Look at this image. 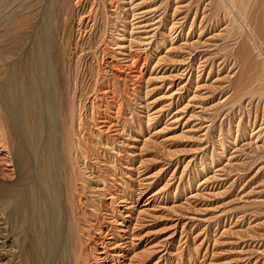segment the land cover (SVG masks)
Segmentation results:
<instances>
[{
	"label": "rangeland",
	"instance_id": "374dc122",
	"mask_svg": "<svg viewBox=\"0 0 264 264\" xmlns=\"http://www.w3.org/2000/svg\"><path fill=\"white\" fill-rule=\"evenodd\" d=\"M24 1L12 0V5ZM125 1L128 2L81 0L86 9L74 19L77 22V19L85 18L87 25L75 30L81 40L77 46L69 39L73 29L64 16H56L57 7L51 4V0L44 3L47 7L36 11L33 27L37 28H32V31L43 32L44 42L49 43L56 28L55 39L59 41L58 44L63 43L66 65L69 66H65L68 68L66 72L71 77L68 96L75 94L74 129L84 159L79 168L88 177L91 176L94 183L80 192L79 198H74V201L79 199L84 203L81 208L78 206V210L77 202L73 205L71 212L74 211V215L68 213L65 200L67 184L63 177L66 169L58 168L55 172L58 199L47 196L40 181H36L35 172L32 173L35 169V163H31L35 161L34 152L25 141L19 111L8 100L14 88H6V84L0 96L7 110V113H2L9 115V120L5 118V123L0 120V135L3 133L0 140L5 138L4 134L10 126L9 129L15 133L16 144L21 146L20 155L29 163L20 171V175L15 174L11 152L0 148V186L10 184L13 187L19 176L24 181L18 182L21 183L19 190L29 199L26 195L22 202L23 208L27 206L24 217L23 214L12 215V207L0 199V264H28L23 251L28 246L27 236L33 228L41 230L46 241V237L52 238L51 255L47 260L46 254H43L41 264H68L64 259L70 255L68 248L72 239H76V251L82 254L83 259V253L89 254V264H96L87 237L91 234L90 226H105L108 220L110 224L116 221L115 225L118 226L126 217L121 215L119 208L124 198L131 203V217L142 221V226L136 228L140 235L135 241V244L140 241L136 244L138 251L144 252L143 246L148 242H158L167 250L165 254H160H164L159 260L160 264H264V96L242 92L249 87L254 73L264 71V5L259 7L264 1L247 0L248 9L249 5L251 8L248 10L250 13L246 14H250V18L248 15L243 20L239 17L233 24L235 29L230 31L229 18L226 16V19L225 12H222L225 9L220 7V0H136L135 3L141 4L145 10L155 12L149 17L155 19V26L151 28L154 33L152 47L143 52L138 50L141 53L135 48L121 53L117 40H128L127 36L122 35L129 32L127 24L131 21ZM12 5L10 8H14ZM23 16L19 19L21 27H28L26 16L25 20L21 19ZM123 21L127 22L124 28L121 27ZM177 23L179 25L171 30ZM26 31L25 46L22 44L21 51L14 52L11 46L7 47L16 54L5 59L8 65L11 63V67L27 60L23 52L33 45V32L30 31L28 37ZM0 38L2 49L8 41L2 35ZM153 42L158 43L159 48ZM167 50L177 52L170 54ZM50 54L51 51L45 50L38 118L40 128L51 133L54 148L57 151L59 146V152L63 122L58 112L54 81L59 80V83L60 78L56 73V78L52 76L55 67ZM128 54L129 57H125ZM180 62V66L184 65L182 69H189L183 80L177 81L172 76L176 75ZM3 73L0 74V83L4 84L8 72ZM149 116L151 120H148ZM174 116L179 118L177 125L171 124ZM185 121L188 123L185 124ZM146 139L149 142L146 143ZM144 142L145 147H141ZM134 143L138 145L137 150L135 146V150L132 148ZM133 157L137 161H144L141 168L138 162L132 165ZM127 168L134 171L130 173ZM103 183V189L99 188ZM34 186L43 195L41 199L45 215L42 214L44 217L46 214L54 216L52 230L47 229L44 221L35 227L30 223V202H33L30 190ZM140 193H145L143 200L150 199L151 204L147 208L154 209L151 213L155 218L137 214L139 207L135 202ZM76 213L79 214L76 216ZM68 231L72 233L69 235ZM92 233L98 238V230ZM103 235V239L108 237ZM78 239L81 241L78 242ZM43 240H39L42 248L46 243ZM142 254L138 263L148 264L147 255ZM78 263L81 264V261Z\"/></svg>",
	"mask_w": 264,
	"mask_h": 264
},
{
	"label": "bare ground",
	"instance_id": "6f19581e",
	"mask_svg": "<svg viewBox=\"0 0 264 264\" xmlns=\"http://www.w3.org/2000/svg\"><path fill=\"white\" fill-rule=\"evenodd\" d=\"M135 1L136 0H128V2L125 1L127 3L124 4L126 7H128L127 10L129 9L128 11L126 10V12H127V14L129 13V17L131 18V21L128 22V24H127V27L130 28L129 32H125V34L122 35V36H127L128 37V40H124L123 38H121V40H117V45H119L118 48L121 51V53L128 52V50H130V49L132 50L134 48L137 49L136 51L140 50L141 52H143V51H146L147 49H150L152 47V41H153V34L154 33H153V29H151V28L155 26V23L153 24V21L155 19H152L151 20L149 17H150V15H153L155 12H154V10L152 12H150L149 10H145L144 7L141 4L135 3ZM17 2H18V0H17ZM45 2H46V0H25L24 2H21V3H19V4H17V5L14 6V4L12 5V0H0V37L2 35V37L6 38L7 41H8L7 46H6V44H4L5 46H3L2 49H0V72L1 73L4 72L3 74H5V73L8 72L7 73V78L5 77L6 78V83H4V84L3 83H0V94H1V90H3V88H5V85L6 84H7L6 85L7 86L6 88H8V87L14 88L11 91L8 100H9V103H12L14 105V107H15L14 109H17L19 111V115H18V116H20V118H19L20 121L19 122H20V124L22 126V129H23L22 131H23V135L25 136V141L27 140L26 142H28L32 146V149H33L32 151L34 152L33 153V156H35V161L33 159L34 162H31V163L32 164L35 163V164H33V165H35V169L34 168H33L34 170L32 169L33 170L32 173L35 172V175L37 177L36 179H38L36 181H40V183L43 186L45 192L48 194L47 196H50L51 198H53V200L54 199H58V197H59V193H58L59 191H58V189L56 187V184L57 183H56V176H55L56 174H55V172L57 171L58 168H60L61 170L64 169V171L66 169V171H65L66 174H64V177L62 175V177L65 178L63 180H66V184H67L66 185L67 188H65L66 190H65V193L64 194L67 196V197L65 196L66 197L65 200H67V205L69 207L68 213H70L71 210H73V205H75L76 202H77V206H76L77 210L81 208L82 202L79 199L77 201H74V198L75 197H78V196L80 197V194H81L80 192L84 191L85 188H88L89 184L94 183V180H91L90 179L91 176L88 177L87 174H85L84 171L82 172V169L79 168L80 167V162H81V160L83 158H82V151H81V148H80V143H78L79 140L77 139V135H76L75 129H74V119H73V116L74 115H73V112H75V111H74V108H73V98L75 99V97H74L75 94H74V96H71V95H70V97L68 96V93H69L68 90H70L69 86L71 87V85H68V82L71 79L69 80L70 75L68 76L69 73L67 74V72H66V70L68 69V68L66 69V67H65V66H67L66 65L67 56H66L65 49L63 48L64 46L62 45L63 43L62 44H58L59 41L57 42V40L55 39V36H54L56 34V32H58V30L56 28L53 29V34L50 32L52 34L51 40L49 41V43L48 42L45 43L44 40H43V37H44L43 34L44 33L43 32H38V30H34V29L37 28L36 26H35V28L33 27V25L35 23V19H36V11L39 10V9H43L44 7H47V6H44V3ZM247 2H248L247 0H220V5H221L220 7H224L222 9H225L224 11H222V10L221 11L223 13L225 12V17L227 16L229 18L228 20H229V28H230V31H233L235 29V27H234L233 24L236 23V20H238L239 17H240L241 20L247 19L245 17L247 15L249 17L250 14H246V13L248 12V10L251 7L249 5V9H248ZM51 4H54L57 7L56 8L57 9L56 16L58 14H61L62 16H64V20L66 21V23L69 22V25L73 29L70 32L71 33V38H69V39H72V42H74L73 44L76 45L79 41H81L80 40V36L78 35V32H76V31H78V30H80L82 28H85L87 24H86V19L85 18L77 19V22H76V20L74 19V17H76L78 15L80 16V13L82 14V12L86 9V6L85 5H82L81 0H51ZM262 4L264 5V3L261 2L260 6H259L260 8H261V5ZM11 5L14 6V8H12V7L10 8ZM49 5H50V3H49ZM256 5H257V3H256ZM8 7H9V10L7 9ZM180 9L181 8H179L178 10H180ZM176 10H174V11H176ZM250 11H252V10H250ZM123 13L125 14V12H123ZM248 13H250V12H248ZM22 15L26 16V21L25 22H26V24H27L28 27H21V23L19 22V19H20V17ZM48 15L50 16L49 13H48ZM261 15H263V14H261ZM258 16H259V14H258ZM227 17H226V19H227ZM249 18H248V20H249ZM263 18H264V16H263ZM21 19L25 20V17L24 18H21ZM23 20H22V23L24 24V21ZM127 20H128V18H127ZM241 20H240V22H241ZM124 22L125 21H123V26H121L123 28L126 27V23H127V22L126 23H124ZM53 23H55V22H53ZM178 25H179L178 23L177 24H174L172 26L171 30H173ZM226 27H228V26H226ZM32 28H34L33 29L34 31H32ZM260 28H261V26H260ZM24 30H27L26 32H28V33H26L27 36L30 34V31L33 32V34H32L33 35V39H32L33 40V45H31V47H28L27 49H25L24 52H23L25 54V56L27 57V60H25V62L22 60L23 62L15 63V64L12 65V67H11V65H10L11 63H10L9 65H10L11 68L9 69L8 68L9 65L6 62L8 60H5V59L7 57L8 58H12L16 54L15 53H12L13 51H10L8 48H9V46H11V48L14 49V52H16V50H19V51L22 50L20 48H22L21 46H23L22 44H24L23 42L25 41L24 40V38H25V36H24L25 35ZM252 30H253V28H251V31ZM230 31H229V33H230ZM247 31H249V30H247ZM263 35H264V32H263ZM45 36H47V35H45ZM28 37H27V39H28ZM61 37H63V36H61ZM68 37H70V36H68ZM228 38L230 39V36ZM261 39H262V37H261ZM60 42H61V40H60ZM72 42H71V44H72ZM154 44H156V43H154ZM157 44L155 45V47L156 46L158 47ZM24 46H25V44H24ZM66 48H67V46H66ZM45 50L51 51V54H50L51 55V62L53 64V67H55V68L52 69L53 70V72H52L53 73V75H52L53 78H56L58 75H59V78H60V82L59 83H58L59 80L57 82L54 81V83H55V86L54 87H55V90H56V92L58 94V97H56V98H58V102H57L58 103L57 104L58 105V109H59L58 112L61 114L62 122H63V126H62V137L60 136L61 137V140H60L61 143H59L61 145L59 152H58L59 146H57L58 147L57 151L54 148V142H53L51 133H48L49 131L46 133L44 131V129H41L42 127L39 126V124L41 123L39 121V118H38V114L40 112V108H38L39 107V100H40L39 99L40 98L39 92L41 90V88H40V82H43V74H42L43 72H42V69H43V66H44ZM169 50H167V51L170 53ZM173 50H175V49L173 48ZM173 50H172V52H174ZM140 51H138V52H140ZM183 51H185V50H183ZM175 52H177V51H175ZM247 52H248V50H247ZM71 53H72V51H71ZM13 54H15V55H13ZM11 55H12V57H9ZM190 55H192V54H190ZM125 57H129V54L127 56H125ZM170 57H171V55H170ZM24 59H26V58H24ZM158 59H157V61H158ZM185 61L186 60H184V62ZM187 61H189V60L187 59ZM4 62H6L5 65H4ZM160 62H158V63H160ZM180 64H181V62L178 65L180 66ZM182 64H183V61H182ZM1 65H4V66L1 67ZM246 66H247V64H246ZM248 66H249V64H248ZM67 67H69V66H67ZM183 67H184V65L183 66L181 65L179 67V69L177 68L178 70H176V72H175L176 75L172 76L177 81L178 80H183V78L186 76L187 70L189 69V67H187L188 69L185 68L186 70H184V69H182ZM198 67H200V66H198ZM248 68H250V66ZM180 69H182L181 72H180ZM179 72H180V74H179ZM247 72H248V69H247ZM55 73L58 74V75L56 76ZM254 74H255V76L254 77L252 76L253 78L250 79L251 80V83L249 82L250 83L249 87H247L246 90H242V92H245V93H248V94H251V95H254V96L255 95L256 96H260V97L261 96H264V71H261L259 74H256V73H254ZM52 76H50V77H52ZM73 77H74V75L72 76V78ZM71 84H73V83H71ZM248 84H246V85L248 86ZM241 87H243V86H241ZM243 88L245 89L246 87H243ZM238 90H240V89H238ZM1 97L2 96H0V98ZM150 108H151V106H150ZM5 110L6 109H5V105H4V100L1 98L0 99V120L2 121V123L4 122L5 118L7 120H9L8 117H7L9 115L4 116L3 114H5V113H2V111H4V112L7 111V110L6 111ZM180 112H181V110H180ZM154 114H155V112L153 113V115ZM150 117L151 116L148 117V120H151V119H149ZM171 119H172V121H171V124L172 125H175V124L177 125L178 124L179 118H177L176 116H174ZM188 120H190V119H188ZM187 121H185V124L188 123ZM8 123H10V122H8ZM147 126H148V124H147ZM9 127L7 128L8 129V132H5V134H4V135H6L5 138L4 139L2 138L0 140V148L7 149L9 152H11V157L13 156V159H14L13 164H14L15 171H16L15 174L17 173L18 175H20V171L23 168H25L27 162L29 163V161L26 162V159H24L22 157V155H20V153L22 154V152H20V147L21 146L16 144L15 133L12 132L13 130L9 129ZM135 132H136V130H135ZM1 135H3V133ZM2 137H4V136H2ZM147 139L145 140V142L147 141ZM133 140L136 141L137 139H133ZM54 141H55V139H54ZM145 142L142 143L143 146H141V147H145V144L147 142H149V141H147L146 143ZM135 143H139L138 140ZM135 143L132 146V148L134 149V146H135V148L137 150L138 145H135ZM143 149H145V148H143ZM139 150H141V149H139ZM138 155H139V152H138ZM138 155H137V157H138ZM20 158H21V160H20ZM131 161L133 162V163L131 162L132 165H134L135 162H138L140 164V168L144 164V161H141L140 159H138V161H137V159L135 157L131 158ZM146 161H148V160L146 159ZM132 165H131V169H132ZM28 166H29V164H28ZM83 167H85V166H83ZM127 169L129 170L130 168H127ZM131 169L129 171L130 173L134 171V169H133V171H131ZM89 175H91V174H89ZM21 176H22V174H21ZM93 177H95V176L93 175ZM16 180H18V181H16V183L13 184V187H11L10 184H9L10 186L9 185L7 186V184H6V186L5 185L4 186H0V199L4 202V204H6L7 206H10V208L12 207V215L15 216L17 214H20V215L23 214V217H24V214L26 213V210H27V206L23 208L22 207V204H23L22 202H24L23 200H24V198H25V196L27 194H25L24 192H23L24 194H22V192H20V190H19V187L21 186V183L18 184V182H21L22 179H20V177L18 176V178L16 177ZM24 180H25V178H24ZM95 180L98 181L97 178ZM143 180H146V178H143ZM22 182H24V181L22 180ZM64 184L65 183H63V185ZM143 184H145V183H143ZM143 184L141 186H143ZM38 185L39 184H37V186ZM104 185H105L104 183L103 184H100L99 186H101V187H99V188L103 189V186ZM96 188H98V187H95L94 189H96ZM30 191H31L30 192V198H31V196L33 198V202L32 201L30 202L32 204L30 206V212H31V214L29 215V217L31 216V219H30L31 220L30 221L31 225H33V227H35L36 224L38 225V223H40V222L42 223L44 221V223H47V225L45 224L47 226V229L48 228L51 229L52 228L51 226L54 224L55 219H54V216L49 217L48 215H50V214H46L47 216L44 217L45 213L43 212V203H42V200L43 199H41L42 196H43L42 195V192H40L38 190V188H36L35 186ZM26 198L29 199V196L27 195ZM144 198H145V193H142L141 195H139L138 200L135 202L136 206L139 207L138 208L139 211H137L138 212L137 214L141 213V215L142 214L143 215L146 214L148 216L154 217L153 216L154 213H151V212H154L153 211L154 209L153 210H149V208H147L151 204L150 203V199L148 198L146 200H143ZM112 199H113V197H112ZM114 199H116V198H114ZM56 202H58V201H56ZM120 203H121V206L119 208L122 210L121 215H126V217L123 219V221L118 226L115 225V222L116 221L114 223H111L110 224V222H108L110 220H108V221L105 222V226H102L101 225V226H97L96 228L94 227L95 225H93V224H92V226H90V229L89 230L91 231V234L88 233L89 235H87V237H89L88 238L89 239L88 240V243L91 246V249H92V251H93V253L95 255V258H94L95 261L94 262H97L98 264H140V263H138V261H140L139 258H140V256H141L142 253H145L147 255V261L149 260V263L153 262L152 264H160V261L159 260H160V258H162L161 256H164V254H165L164 252H167V250L163 247V245L161 247L158 244V242L157 243L148 242L145 246H143V248H145L144 249V252H143V250H141V252L138 251V247H136V244L138 245V243L140 241L137 240L138 242L135 244V241H136V239L138 238V235H139L136 232V230H137L136 228H138L141 225L142 221L141 220H134V218L131 217V216H133L132 213H131L132 211L131 212L129 211V210H131V207H130L131 206V203H129V201H127V199L126 200H125V198L122 199V201ZM151 208L152 207H150V209ZM48 210H49V208H48ZM42 212L44 213V215L42 214ZM56 212L58 213V211H56ZM72 212H74V211H72ZM147 212H148V214H147ZM78 214L76 213V216ZM73 215H72V217H73ZM80 215H81V213H80ZM73 219H74V217H73ZM73 221H75V220H73ZM50 229L48 231H50ZM68 230H70V228H68ZM80 230H81V228H80ZM96 230H98V232H99L98 233V238H96L95 236H93L94 233H92V232H94ZM68 233H69V231H68ZM71 233H69V235ZM102 234H104V235H106L108 237H105L103 239V238H101V235ZM44 236H45V234H43V232H41V230L39 231L36 228H33V230L28 234V236H27L28 237V246L27 247L25 246L26 249H25V251H23L25 253L24 259H25V261L28 264H39L40 263V260H41V257H43V254H46L47 260L50 257V255H51V249H52V238L50 236L49 237H46L47 238V241H46L44 239L45 238ZM74 236H75V233H74ZM145 236H147V235H145ZM141 238H143V236L140 237L139 239H141ZM39 240L46 241L45 247L42 248L41 244L39 245ZM75 240L72 239V244L71 245L69 243L70 246L68 248V251H69L71 257L69 255V257H70L69 258L68 255H67V257L65 256L66 259H64L62 257V260L63 259L65 261L67 260L68 261V264H79L78 263L79 261H81V264H89V260H88L89 257H90L89 254L87 256V254L83 253L84 254V259H83L82 254L81 253H78L76 251L75 245H76L77 242ZM79 240L80 239H78V242H79ZM86 243H87V241H86ZM64 245H65V243H64ZM86 245H88V244H86ZM83 247H84V245H83ZM65 248H66V246H65ZM161 248H164V249H161ZM85 249H87V248H85ZM76 252L79 254V256L77 254L78 257L75 256L76 255ZM161 253H164V254L160 255ZM65 254H66V252H65ZM145 254H142V255H145ZM61 256H62V254H61ZM79 258L81 260H79ZM145 258L146 257H144V259Z\"/></svg>",
	"mask_w": 264,
	"mask_h": 264
}]
</instances>
